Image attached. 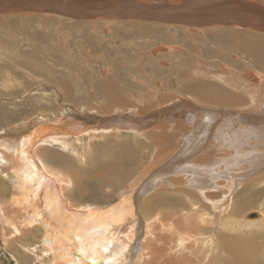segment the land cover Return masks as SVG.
<instances>
[{
	"label": "bare ground",
	"instance_id": "obj_1",
	"mask_svg": "<svg viewBox=\"0 0 264 264\" xmlns=\"http://www.w3.org/2000/svg\"><path fill=\"white\" fill-rule=\"evenodd\" d=\"M58 2L51 4L50 9L64 11L56 9L63 7L71 14H78L77 10L65 7L68 3L75 9L89 6L98 12L107 10L102 11L103 16L87 22L103 17L106 22L144 20L192 31L223 30L217 32L221 48L240 46L247 51L248 40H264V0ZM7 7H0V10L4 9L0 15L23 12L7 11ZM128 7L130 9L123 11ZM26 13L29 15L33 11ZM58 14L56 17L66 18ZM66 19L74 21L71 17ZM234 28L241 31H234ZM258 63L264 67V63ZM249 78L254 81L252 75ZM218 80L233 86L227 77L221 75ZM238 86L235 84L232 88ZM245 86L244 95L250 97L252 85ZM195 87L194 93H199V97L196 101H188L191 103H187L188 106L181 98L176 101L171 98L160 107L153 105L144 110L114 107L111 111L101 109L98 113L93 108L81 106L73 109L71 106L66 107L68 111L60 110L61 117L55 122L51 123L49 119L46 123V117L35 115L37 121L31 122L29 129L13 128V133L9 130L0 134V178L5 184L0 180L2 245L12 248V242L30 236L32 230L39 227L41 251L48 254L46 264H264V199L259 204L260 212L250 214L249 218L238 212L230 213L232 195L242 185L240 182L260 171L264 179V101L257 105L254 101H247L236 111L233 108L220 110L217 109L219 105L215 106L217 100L235 101L236 97L217 92L215 100L209 94H203V85ZM252 96L254 94L250 98ZM218 116L225 118L223 123L221 117L219 124L214 123ZM168 128L172 130L171 134L166 133ZM178 129L184 132L183 142L176 140L174 131ZM146 133L148 138H154L152 140L159 148L157 158L161 156L160 162L166 164L151 172L128 193L124 191L117 199L105 204L78 205L80 208L71 205L64 193L70 186L69 180L46 165L49 146L59 145L75 151V144L81 145L86 138L91 140L108 134L146 136ZM174 156L176 160L168 163ZM124 161L125 164L131 162L130 159ZM160 162L157 161L155 166ZM180 165L190 170L175 168ZM191 168H200L201 171ZM97 172L101 174L100 169ZM179 174H191L192 181L187 180V176V185L185 176L179 177ZM195 174L199 176L194 177ZM164 182L173 186L167 192H180L188 198L189 211L183 214V211H176L177 205L188 209L184 200L154 192L164 188ZM261 184L262 192L264 181ZM261 192L242 197L237 205L240 209L256 205L262 198ZM195 197L201 200L199 203L204 209L194 201ZM141 200L143 203L138 207ZM157 208L161 210L154 212ZM208 210L217 212L219 217L211 216L213 213ZM143 211L148 214L147 218L141 217ZM17 215L21 217L17 218ZM245 230L255 232L243 236ZM5 231L9 233L4 235ZM215 252L219 255L216 256ZM211 256L214 258L210 259Z\"/></svg>",
	"mask_w": 264,
	"mask_h": 264
},
{
	"label": "rangeland",
	"instance_id": "obj_2",
	"mask_svg": "<svg viewBox=\"0 0 264 264\" xmlns=\"http://www.w3.org/2000/svg\"><path fill=\"white\" fill-rule=\"evenodd\" d=\"M21 13L0 15V134L9 130L13 133V128L29 129L31 122L37 121V115L46 117V123L55 122L61 117L59 111H68L66 107L71 106L73 109L93 108L100 113L101 109L111 111L114 107L142 110L153 105L160 107L171 98L175 101L181 98L185 105H190L188 101H196L199 97V93H194L197 85H203V94H209L215 100L217 92L236 97L235 101L217 100L215 106L219 105L217 109L220 110L233 108L236 111L247 101H254L256 105L264 101V67L258 63H264V40H248L247 51L238 45L239 48L227 49L221 48L217 40V32L223 30L192 31L144 20L106 22L103 17L94 22L72 21L46 13ZM233 30L241 31L239 28ZM221 75L233 86L220 82L218 77ZM234 82L239 86L232 88ZM248 84L252 85L249 96L254 94L253 98L244 95ZM220 117L215 124H219L221 118L223 121L224 117ZM147 133L146 136L108 134L91 140L86 138L81 145L75 144V151L59 145L49 146L46 165L69 180L70 186L64 192L66 199L71 200L72 204H69L77 205V208L105 204L117 199L124 191L128 193L151 172L166 164L160 162L161 156L157 158L159 148ZM166 133L171 134L172 130L168 128ZM174 133L176 140L183 142L184 132L178 129ZM211 140L208 141L213 142ZM124 159L131 162L125 164ZM175 160L176 156L168 163ZM155 161L160 163L155 166ZM178 167L190 170L185 165L175 166ZM104 168L109 171H103ZM191 170L201 171L200 168ZM260 172H253L240 182L242 185L232 195L230 213L238 212L249 218L250 214L260 212L259 204L264 199V191L261 192L263 172ZM182 175L186 184L187 176V180L192 181L191 174H179V177ZM166 182L164 188L154 192L169 195L171 199L177 197L187 206L188 198L180 192H167L173 186ZM257 192L262 196L259 202L240 209L238 201ZM194 201L204 209L199 203L201 200L195 197ZM190 208L188 205L186 210L177 205L176 211H183V214ZM208 213L213 212L208 210ZM211 216L219 217L217 212ZM141 217L147 218L148 214L143 211ZM39 230L38 227L30 236L12 242V248L4 247L0 241V264H46L48 254L41 251ZM245 232L243 236H248L255 230ZM8 233L5 231L4 235ZM215 255L219 253L215 252Z\"/></svg>",
	"mask_w": 264,
	"mask_h": 264
},
{
	"label": "water",
	"instance_id": "obj_3",
	"mask_svg": "<svg viewBox=\"0 0 264 264\" xmlns=\"http://www.w3.org/2000/svg\"><path fill=\"white\" fill-rule=\"evenodd\" d=\"M60 1V0H58ZM57 0H0V7L5 8L8 6V10L10 11H23V12H28V11H33L37 13H46V14H52L54 16L58 15H64L61 17H66L73 20H88V19H95L97 16H103L101 15L102 11H107L106 9L98 12V9H93L89 6L87 7H82V9H75L73 5L66 4L65 7L70 10H77L78 14H71L70 12L66 11L65 8L63 7H56V9H62L64 11H56L54 9H50V7L53 5V3H60ZM52 4V5H51ZM1 9V8H0ZM126 9L128 8H123V11L126 12ZM4 10V9H3ZM0 10V11H3ZM63 12V13H62ZM121 19V18H120Z\"/></svg>",
	"mask_w": 264,
	"mask_h": 264
}]
</instances>
